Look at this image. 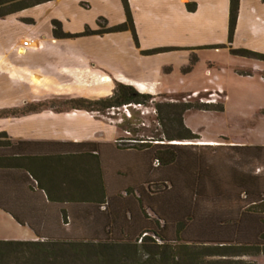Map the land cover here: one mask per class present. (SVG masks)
<instances>
[{"label": "trees", "instance_id": "16d2710c", "mask_svg": "<svg viewBox=\"0 0 264 264\" xmlns=\"http://www.w3.org/2000/svg\"><path fill=\"white\" fill-rule=\"evenodd\" d=\"M50 1L53 0H0V18ZM240 2L230 0L231 53L264 61V53L232 47ZM122 3L126 20L121 24L110 28L103 25L98 30L87 26L81 33L69 34L54 19V36L131 31L136 46L140 47L130 2L122 0ZM188 9L195 11L197 3H188ZM24 21L33 23L32 19ZM170 50L173 49L162 47L142 53L152 55ZM196 62L197 58L193 57L191 66L186 68L188 72ZM153 99V94L120 82L109 97L65 102L72 109L102 110L142 105ZM155 105L162 110L161 103ZM167 105L171 114L169 122L172 125L178 122L184 134L130 139L134 142L127 146L119 142L114 145L13 141L7 132H0V180L3 181L0 209L37 236L36 240H0V264H251L243 258L264 254V232L260 240L243 243L204 244L183 238L186 223L184 219H176L171 210L175 209L174 213L177 210L175 190L190 193L197 185L200 164L192 158L200 153L195 150L198 145L166 141L200 140L186 126L183 115L193 108L209 109V105L190 102ZM45 106L46 103H31L1 111L0 116L25 115ZM224 110V106L218 107V111ZM218 147L207 144L203 149ZM164 170L170 173L165 180L160 174ZM153 188L169 193V210L160 206ZM256 205L259 204L246 207L242 216L263 213Z\"/></svg>", "mask_w": 264, "mask_h": 264}, {"label": "rangeland", "instance_id": "374dc122", "mask_svg": "<svg viewBox=\"0 0 264 264\" xmlns=\"http://www.w3.org/2000/svg\"><path fill=\"white\" fill-rule=\"evenodd\" d=\"M74 1L71 0L72 4ZM106 1L112 9L120 5V0ZM70 4L63 0L35 11V17L41 21L38 29L45 31L46 19L51 16V13L67 14ZM81 4L86 8L90 7L87 2ZM86 16L90 17V15H82L80 20ZM97 23L96 28L86 25L78 32L64 28L63 30L69 34H76L83 32L87 26L92 30H98L103 25L110 28L121 24H110L104 17H100ZM76 27L73 26V29ZM111 33L116 32L103 35ZM81 37L85 36L61 39ZM123 43L126 45L128 40H123ZM127 45L130 47L129 44ZM259 45L264 47L262 44ZM61 48L63 53L62 94L61 97L47 102L46 106L52 105L64 115L73 110H83L87 112L86 114H90L93 120L78 117L70 120L63 119V122L64 127L72 125L71 130L77 133H92L93 141L114 145L119 142L127 146L133 144L130 142H134L130 139H149L154 136L166 138L173 134H184L178 122L173 125L169 122L168 116L171 114L167 104L183 105L187 102L208 104L209 109L193 108L183 115L186 126L198 134L201 137L200 140L166 141V143L198 145L195 150L198 154L200 153L192 158L193 162L198 161L200 164L198 165L199 174L196 177L197 185L190 193L175 190L174 196L178 199L177 210L176 213H174L175 209L171 212L175 214L176 219H184L186 229L183 232V238L186 241L217 244L260 240V235L264 232V212L248 213V218L242 215L246 207L256 203L259 204L256 208L264 210V78H261L264 75L263 61L231 53L229 43L185 48L189 50L190 62L181 68L175 62L174 57L162 59L174 65H163L157 77L153 78L154 83L149 89L154 95L153 100L142 105L129 104L102 110H86L72 109L65 101L75 98L90 100L106 98L114 93L118 83L126 81L116 78L112 68L109 74L107 73L108 75H103L101 78L100 76L92 77L90 72L85 71L87 64L84 62L81 64L68 62L66 57L70 56L74 49L76 50L75 47L63 41ZM168 48L173 49L170 51L179 50L174 47ZM241 48L264 53L249 47ZM76 51L78 56L84 57L85 54L82 55L79 49ZM107 56L105 54L103 58L106 59ZM109 57L114 60L115 65L124 70L125 74L134 79L146 77L150 67L161 65L164 62L162 60L160 63L133 60V63H129V60L134 58V53L129 55L128 59L124 55L115 56L113 52H110ZM193 57L197 58V62L188 72L186 68L191 66ZM252 61V66L242 67L251 65ZM73 67H78V77L74 76V73H69V68ZM116 71L117 74L120 73ZM249 73L256 74V76H246ZM150 91L142 92L149 93ZM156 103L162 104V110L156 107ZM218 105L224 106L225 110L218 111ZM176 115L178 116L177 113ZM161 118L164 121H161ZM61 132L66 134L63 130ZM211 142H215L220 147L203 149ZM216 144L212 145L216 147ZM245 146L250 149H239ZM160 174L165 180L170 173L164 170L160 171ZM1 185H3L2 180H0ZM152 190L156 192L154 196L157 194L156 198L160 206L169 210V193L161 189L153 188ZM26 232H28V238L31 235L34 236L30 229L22 227L0 210V240L28 239L25 238ZM243 259L251 264H264V254L245 256Z\"/></svg>", "mask_w": 264, "mask_h": 264}, {"label": "crops", "instance_id": "0c3cea01", "mask_svg": "<svg viewBox=\"0 0 264 264\" xmlns=\"http://www.w3.org/2000/svg\"><path fill=\"white\" fill-rule=\"evenodd\" d=\"M61 1L63 0H53L0 18V112L22 108L31 103H47L61 97L63 41L76 50L79 49L82 55L85 54L84 57L78 56L74 49L66 57L69 63L84 62L87 64L85 71L90 72L94 78L109 74L112 68L116 78L125 80L123 83L134 85L142 92L150 91L153 78L157 77L163 65L173 64L162 59L174 57L181 68L190 62L189 50L185 48L228 44L229 40L230 0H129L140 48L136 46L131 31L76 39L54 36L53 19H59L63 28L72 32L81 31L86 25L96 28L100 17L108 19L110 24L123 23L126 13L122 0L116 10L106 0H75L73 4L71 0H66L71 3L68 13H51L46 19L45 31L39 30L41 21L35 17L34 12ZM82 2H87L90 7H84ZM190 2L197 3L195 11L188 9ZM82 15L90 17L80 20ZM24 19H32L33 23ZM73 26L77 27L73 29ZM126 39L128 43L125 45L123 40ZM25 41H29L28 46H23ZM259 44L264 46V0H241L232 46L249 47L264 52V47ZM157 47H174L179 50L152 55L141 52ZM110 52L115 56L124 55L127 59L134 53V58L129 63H133V60L156 63L162 60L165 63L150 67L146 77L134 79L125 74L120 66L115 65L114 60L109 57ZM105 54L108 55L106 59L103 58ZM250 64L242 67L252 66L253 61ZM262 65L264 66V61ZM116 70L120 73L117 74ZM69 73L78 77V67L69 68ZM246 76L254 77L256 74ZM86 113L83 110H73L64 115L49 105L25 115H3L0 116V132H7L13 141L96 142L92 139V133H77L71 130L72 125L64 127L63 119L81 117L93 120ZM61 130L68 135L62 134ZM1 211L14 219L9 213ZM22 227L30 229L27 226ZM26 234L25 238H28V232ZM36 239L34 233V236L22 240Z\"/></svg>", "mask_w": 264, "mask_h": 264}, {"label": "built area", "instance_id": "2783aa9c", "mask_svg": "<svg viewBox=\"0 0 264 264\" xmlns=\"http://www.w3.org/2000/svg\"><path fill=\"white\" fill-rule=\"evenodd\" d=\"M28 45H29V41H25L24 44H23V46H28Z\"/></svg>", "mask_w": 264, "mask_h": 264}, {"label": "bare ground", "instance_id": "6f19581e", "mask_svg": "<svg viewBox=\"0 0 264 264\" xmlns=\"http://www.w3.org/2000/svg\"><path fill=\"white\" fill-rule=\"evenodd\" d=\"M210 144H216L215 142H211Z\"/></svg>", "mask_w": 264, "mask_h": 264}]
</instances>
